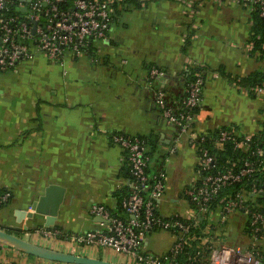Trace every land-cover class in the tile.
Segmentation results:
<instances>
[{"label": "crops", "instance_id": "1", "mask_svg": "<svg viewBox=\"0 0 264 264\" xmlns=\"http://www.w3.org/2000/svg\"><path fill=\"white\" fill-rule=\"evenodd\" d=\"M141 3L119 4L109 38L79 56L68 54L64 66L36 53L0 72V190L12 193L0 208L1 229L55 250L121 262L108 248L72 246L69 239L37 232L61 228L73 236L102 230L101 219L90 213L94 203L124 215L120 195L132 181L117 135L145 138L150 172L164 169L160 214L192 215L184 190L197 180L198 154L189 135H179L163 116L155 93L167 87L180 94L185 72L195 65L204 69L206 83L194 130L208 133L228 126L246 133L258 128L261 102L235 86L236 78L264 69L249 49L247 6L232 0ZM156 68L164 75L153 78ZM220 218L215 208L209 219L213 239L245 236L246 215L232 213L225 224ZM149 235L147 250L155 253ZM173 241L172 236L164 251ZM0 264L65 263L0 245Z\"/></svg>", "mask_w": 264, "mask_h": 264}, {"label": "built area", "instance_id": "2", "mask_svg": "<svg viewBox=\"0 0 264 264\" xmlns=\"http://www.w3.org/2000/svg\"><path fill=\"white\" fill-rule=\"evenodd\" d=\"M120 1L0 0V72L14 68L20 61L34 59L36 53L64 66L68 54L79 56L91 43L109 38L114 4ZM216 1L222 4L225 0ZM232 1L247 6L250 13L258 8L260 16L264 17V0ZM249 49H253L252 42ZM163 75L158 68L152 70V77ZM205 83L202 72L196 71L186 87L183 106L177 110L166 99L164 91L155 93L163 116L177 128L179 135H189L190 145L198 154L197 180L184 190L192 215L167 217L158 212L166 188L165 171L154 175L149 185L146 141L117 135L115 141L126 151L132 179L131 193L121 202L124 215L114 214L106 206L94 203L90 213L103 219L102 230L73 236L57 228L37 232L49 239H69L72 246L108 248L120 257L119 263L124 264H264V254L257 248L264 239V210L257 203L259 198L264 201V75L257 83L246 87L235 84L247 96L258 99L262 111L255 131L245 133L234 127L220 129L215 147L223 150L225 144L230 143L234 150L226 163L200 145L206 134L197 133L193 128V110L201 104ZM175 149L176 146L172 151ZM233 185L237 187L220 199L216 208L222 223L232 213L246 215L251 232L245 236L249 239L248 246L216 241L211 227L203 228L199 223L204 218L210 219L220 193ZM144 191L149 192L147 197ZM11 197L10 190H0V208ZM155 230L166 231L174 238L163 254L147 250L146 237Z\"/></svg>", "mask_w": 264, "mask_h": 264}, {"label": "trees", "instance_id": "3", "mask_svg": "<svg viewBox=\"0 0 264 264\" xmlns=\"http://www.w3.org/2000/svg\"><path fill=\"white\" fill-rule=\"evenodd\" d=\"M121 4L122 7H125V8H128V7H140L141 6V0H122L118 3H115L114 4V8L117 9V6ZM114 9V10H115ZM251 37H250V42L253 43V49L251 50V53L253 55L257 54V59L259 61H262L264 62V17H261L260 16V13H259V9L258 8H255V10H253L251 13ZM194 31L192 32H189V34L187 35V39H186V47L189 46L190 42H191V35L193 34ZM93 43H91L90 47L88 50H90L91 48H93ZM196 71H201L205 80H206V75L204 74V69L202 67H199L197 65L193 66V67H190L186 72V76H187V81L184 85V88L182 89V92L180 94H173L172 92H170L167 87H163L161 90L164 91L166 93V99L169 101V103H171L173 106H175V109H179L180 107L183 106V101L185 99V90H186V87L188 85V83L191 81V79H193V76H194V73ZM264 75V69L262 70H257L255 72H253L252 74L248 75L247 77L245 78H236V82H238L240 85L246 87V86H249V85H252V84H255L257 83ZM153 81V80H152ZM205 87V86H204ZM204 90V89H203ZM200 110V106H197L194 110H193V114L194 116L198 113V111ZM229 128H232V127H228V126H223L222 129H229ZM221 128H217V129H214V130H211L209 131L208 133H204L206 134V137H205V140L203 142L200 143V145L202 147H206V148H209L210 152L213 153V154H216L218 157H219V160L220 162L222 161L223 163H226L227 159L232 157L233 156V148H232V145L230 143H226L225 144V148L223 150H218L216 147H215V139L217 138V136L219 135V131H220ZM142 138V137H140ZM146 141V153H147V156L149 157V162H150V159H151V152L149 150H147V140L145 138H142ZM127 162L129 163V161L127 160ZM148 162V164H149ZM128 170L130 172V166L128 167ZM164 170L163 168H160V169H157L156 171L154 172H150L149 170V166L147 167V174L150 176L151 180L149 181V185L153 183L152 181V177L156 174H158V172ZM130 179H131V176H130ZM132 180V179H131ZM237 186L233 185V186H230L226 189H224L220 195L218 196V199L217 201L213 204V207L216 208L218 203L220 202V199H222L224 196H227L229 194H231V192L236 188ZM131 193V187L129 186L128 188L125 189V191L120 195V200H119V204H120V209L122 210L121 208V202L122 200L127 197L129 194ZM148 193L147 191H144V196H148ZM257 203L259 206H261V210H264V201L262 199H258L257 200ZM113 212V211H112ZM158 212H159V209H158ZM157 212V213H158ZM114 214H117L115 212H113ZM160 213V212H159ZM227 221L224 222V224L226 223ZM250 220L247 218V221L245 223V227H244V234L245 236L246 235H251V232H250V228H249V223ZM201 224V227L203 228H206V227H211L210 228V232L213 233V225H210L209 223V220L207 218H204L203 220H201L199 222ZM57 229H61V228H57ZM62 230V229H61ZM156 231H160V230H155L153 232H156ZM153 232L149 233V234H152ZM148 234V235H149ZM263 235H264V232H263ZM2 245V244H0ZM257 248L260 250L261 253L264 254V243L262 244V241H259V244L257 245ZM31 256V255H29ZM31 257H34V256H31Z\"/></svg>", "mask_w": 264, "mask_h": 264}, {"label": "water", "instance_id": "4", "mask_svg": "<svg viewBox=\"0 0 264 264\" xmlns=\"http://www.w3.org/2000/svg\"><path fill=\"white\" fill-rule=\"evenodd\" d=\"M154 76L153 78H157ZM151 83V80H150ZM101 219V218H100ZM103 221V219H101ZM0 244L13 248L21 253L40 259L65 264H124L101 258L89 257L70 252L55 250L47 246L29 241L13 232L0 228Z\"/></svg>", "mask_w": 264, "mask_h": 264}, {"label": "rangeland", "instance_id": "5", "mask_svg": "<svg viewBox=\"0 0 264 264\" xmlns=\"http://www.w3.org/2000/svg\"><path fill=\"white\" fill-rule=\"evenodd\" d=\"M7 75H11V74H7ZM3 77L4 75L0 74V79H2ZM231 107L236 109V106H231ZM148 239L151 243L150 246L153 249V251L157 254H163L164 252H166L164 251V249L167 247L168 243L172 239V236L170 235V233L160 230L153 232L151 235H149ZM225 241L231 244H238L244 246L249 245V239L246 238L244 235L238 233L234 237H231V239L228 238V240ZM263 243H264V239L262 240V244Z\"/></svg>", "mask_w": 264, "mask_h": 264}]
</instances>
